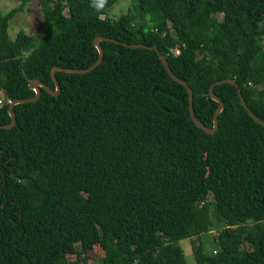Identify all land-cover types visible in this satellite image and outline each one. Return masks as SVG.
I'll use <instances>...</instances> for the list:
<instances>
[{"label": "trees", "instance_id": "16d2710c", "mask_svg": "<svg viewBox=\"0 0 264 264\" xmlns=\"http://www.w3.org/2000/svg\"><path fill=\"white\" fill-rule=\"evenodd\" d=\"M28 0L0 8V264H85L96 244L103 264H264V0H39L42 34L9 33ZM196 117L218 129L207 133ZM213 217L215 219H213ZM218 229V248L203 234ZM69 254L77 258L72 260Z\"/></svg>", "mask_w": 264, "mask_h": 264}, {"label": "rangeland", "instance_id": "374dc122", "mask_svg": "<svg viewBox=\"0 0 264 264\" xmlns=\"http://www.w3.org/2000/svg\"><path fill=\"white\" fill-rule=\"evenodd\" d=\"M23 0H0V8L3 12H8L14 7L22 4ZM133 5V0H117L111 7H109L103 16L115 18L121 14L127 13ZM48 23L42 13L39 0H28L24 5V9L19 11L10 21L9 33L11 37H16L20 30H25L29 34H42ZM0 98L5 99L4 92H0ZM213 219H215L213 217ZM218 229L215 227L209 232L203 234L202 239L205 243V250L207 252H214L218 248L216 238L218 236ZM184 248L185 254L189 264H197L192 247V239H183L180 241ZM104 251L102 246L98 243L94 248L87 253V262L85 264H103L102 258ZM69 258L75 260V254H69Z\"/></svg>", "mask_w": 264, "mask_h": 264}, {"label": "water", "instance_id": "95a60500", "mask_svg": "<svg viewBox=\"0 0 264 264\" xmlns=\"http://www.w3.org/2000/svg\"><path fill=\"white\" fill-rule=\"evenodd\" d=\"M104 39L105 40L115 41V42H121V41H119V40H117L115 38L106 37V36H98L95 39L94 43H95L96 47L99 50V58L93 65H91L88 68H66V67H62V66H55L52 69L51 74H52L53 81L55 82L56 89H52L49 85H47L46 83H44L43 81H41L38 78L32 79L30 81L29 87L35 90V92H36L35 96L28 97V98H18V99L10 101L8 110H9V113H10V115L12 117V120H11V122L9 124H1L0 123V128H12L16 124V115H15V111H14L15 105L18 104V103H22V102L38 100L40 98V96H41V87L45 88L46 90H48L52 95H58L61 92V84H60V82L58 81V79L56 77V71L57 70H62V71H65V72H72V73H87V72L93 70L94 68H96L102 62V60L104 58V48H103V46L100 43V41L104 40ZM123 44L126 45V46H129V47H133V48L146 47V48H151V49L157 50L158 53H159L160 59L162 60L163 64L165 65V67H166L167 71L170 73V75L175 80H177L178 82L182 83L187 88V91L189 93V101H190V113H191V117H192L193 121L199 127L203 128L207 133H214L218 129V125H219L218 117H219L220 113L222 112V110L224 108V101H223L222 98H220L214 92V88H215L216 84H220V83H224V82H229V83H232V84H235L236 86H238V83L234 79L227 78V79H224V80H219V81L215 82L214 84H212V86L210 87V90H209L210 95H211V97L214 100L218 101L219 105H218V108H217V110L215 112L214 125H213V127H209L206 124L202 123L195 115V110H194V92H193L191 86L188 84L187 81L179 78L174 73V71L172 70V68H171V66L169 64V61H168L167 57L159 51L157 46H151V45L143 44V43L131 44V43L123 42ZM238 92H239V96H240L241 102L244 105V107L247 109L249 114L256 121H258L262 125H264V120H262L260 117H258L252 111V109L248 106V104H247V102H246V100H245V98H244V96L242 94L241 88L238 89Z\"/></svg>", "mask_w": 264, "mask_h": 264}, {"label": "clouds", "instance_id": "9594fccd", "mask_svg": "<svg viewBox=\"0 0 264 264\" xmlns=\"http://www.w3.org/2000/svg\"><path fill=\"white\" fill-rule=\"evenodd\" d=\"M89 7H97V0H90V4H89Z\"/></svg>", "mask_w": 264, "mask_h": 264}, {"label": "built area", "instance_id": "2783aa9c", "mask_svg": "<svg viewBox=\"0 0 264 264\" xmlns=\"http://www.w3.org/2000/svg\"><path fill=\"white\" fill-rule=\"evenodd\" d=\"M0 102H2V100H0Z\"/></svg>", "mask_w": 264, "mask_h": 264}]
</instances>
